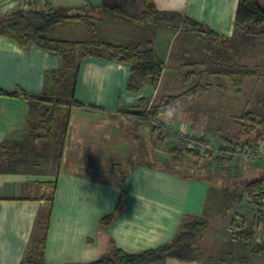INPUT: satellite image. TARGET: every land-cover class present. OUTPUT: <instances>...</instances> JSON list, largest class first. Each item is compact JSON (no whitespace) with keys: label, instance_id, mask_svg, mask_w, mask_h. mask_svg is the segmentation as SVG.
Here are the masks:
<instances>
[{"label":"crops","instance_id":"0c3cea01","mask_svg":"<svg viewBox=\"0 0 264 264\" xmlns=\"http://www.w3.org/2000/svg\"><path fill=\"white\" fill-rule=\"evenodd\" d=\"M238 1L153 0L157 10L180 12L228 37L230 50L235 53L232 38L244 32L234 24ZM144 8L145 0H0V15L17 9L94 14L93 29L81 21L59 23L47 35L128 46L151 40L165 64L156 88L148 85L147 91L145 87L133 94L126 89L128 63L108 55L83 58L73 80V96L84 107H73L68 122L60 117L52 136L38 137L40 130L36 127L42 115L52 108L47 101L0 93V264L34 259L30 248L37 234L38 213L44 205L36 198L38 182L55 179L57 187L43 253L45 264L89 262L110 250V244L127 252L157 248L176 236L189 214L207 220L195 244L197 259L171 258L156 264H264V225L249 202L251 197L243 196L235 203V209L227 205L230 210L215 216L218 196L212 194L210 182L203 177L182 175L162 163L159 140L154 142L159 163L139 161L125 168L119 164L101 168L89 162L96 160L94 151L87 158L89 161L75 158V147L87 144L98 148L106 131L109 135L122 131L127 137L132 131L129 119L137 120L119 109L137 105L141 97L153 101L167 68L200 65L207 58L208 45L214 48L209 40L186 27L170 28L136 19ZM72 25L77 26L73 29ZM223 48L230 55L228 46ZM237 57L240 59L238 54ZM61 65L59 55L35 43L24 48L13 38L0 34V90L22 88L45 98L47 72ZM102 117L109 125L98 123ZM58 134L62 149L57 164L64 161L66 167H29L38 165V158L48 162L54 156L47 143L40 149L39 140L52 141ZM155 137L158 138L156 133ZM98 153H102L101 149ZM107 157L115 162L116 157L131 162L127 153L118 154V150L111 149ZM122 195L114 219L102 224V218L115 210Z\"/></svg>","mask_w":264,"mask_h":264},{"label":"trees","instance_id":"16d2710c","mask_svg":"<svg viewBox=\"0 0 264 264\" xmlns=\"http://www.w3.org/2000/svg\"><path fill=\"white\" fill-rule=\"evenodd\" d=\"M262 0H239L234 19L235 26L250 35H264V5ZM94 16L81 13H68L58 9L50 12L37 10L17 9L9 14L0 15V34L13 38L22 47L27 48L31 43H35L41 48L51 53L59 55L64 60V65L58 69L47 72V77H52L53 85L50 94L43 98L41 95H31L22 88H16L11 92L2 91L0 93L21 96L27 100L47 101L51 105V109L43 114L37 124L40 130L38 137L53 135L54 127L62 117L66 122L69 120V113L73 107H84V104L74 99V81L72 87L68 91V98L57 97V88L72 72L73 80H76L80 61L89 56L104 58L105 56L92 52L91 47L96 45L108 51V58L118 60L120 62L130 63L131 72L127 81V89L130 92L138 93L147 83L155 86L159 83V79L164 70V61L158 55L154 43L146 40L135 46L111 43L106 41L87 39V40H69L51 38L47 34L52 26L59 23L85 22L90 29L94 26ZM138 20L151 22L156 25H165L167 27L178 28L186 27L194 31L200 38L207 39L217 43V40L223 41L228 46L231 55V61L213 63L207 67H196L185 74L184 80L189 82L194 75L201 76L207 74L224 75L230 79L238 93L242 90L243 78L249 75H256L260 66L245 64L237 57V54L230 50L228 37L221 36L208 26L195 19L183 16L177 11H161L157 10L153 0H145L144 10L137 16ZM222 47V46H221ZM71 53V54H70ZM73 55V56H70ZM71 59V61H70ZM77 65L74 66V62ZM193 65V64H185ZM206 86L198 82L186 90L185 94L195 96L199 92H205ZM42 98H41V97ZM180 95H168L164 99L163 105H152L149 99L142 97L139 104L135 107L120 108L119 111L125 115L131 116L137 121H147L154 123L158 120L159 113L163 106L171 104ZM242 126H244L245 137L241 141L234 142L225 139L226 146L224 150L236 151L239 147H250L264 140L263 120L259 119L255 113L246 111L239 116ZM259 119V120H258ZM42 129H41V128ZM36 131V130H35ZM174 158H183L184 152L190 154H198L194 149L174 148L172 149ZM57 180L39 181L38 192L36 198L43 202V206L38 213L36 220L37 231L41 230V237L32 239V247L30 248L31 258L22 261L21 264H45L43 262V253L45 239L49 227L52 204L54 201ZM264 194V173L260 176L248 179L242 186L241 191L234 193L231 201L240 202L242 197L262 196ZM123 195L118 200L116 208L110 214L104 216L101 220L102 224H107L115 217L116 211L122 203ZM207 220L198 217L186 215L183 219L180 230L176 236L169 242L153 249H147L139 252H127L115 247V254H102L100 257L85 263H67V264H154L162 263L168 257H176L181 260L194 259V250L197 238L202 230L206 227ZM66 264V263H65Z\"/></svg>","mask_w":264,"mask_h":264},{"label":"rangeland","instance_id":"374dc122","mask_svg":"<svg viewBox=\"0 0 264 264\" xmlns=\"http://www.w3.org/2000/svg\"><path fill=\"white\" fill-rule=\"evenodd\" d=\"M261 3L264 5V0H262ZM86 14L94 16V21L96 20L94 14ZM76 26L77 25H72L71 28L74 29ZM240 34L241 36H236L235 38H232L231 41L236 53L244 63L261 66L256 75H249L243 78V85L240 93L236 91V88L230 79L224 75L205 73L201 76L194 75L189 82L184 80L185 74L190 70H194L196 67H207L213 63L221 61L228 63L231 61L227 50L223 48V41L217 40V43L210 41L214 48L211 49L210 45H208V49H206L207 58L202 64L167 68L161 88L156 94V98L151 102L149 101L152 105H164L167 100L165 101L163 96L180 95L177 99L172 101L171 104H179L182 102L185 106L187 116L185 119L176 121L175 123H188L192 126L193 132L195 133L201 131L212 133L214 135V146L212 150L207 152V154L201 153L199 150L195 149L198 154L184 152L182 159H176L174 158L172 149L185 147L183 142L177 146L168 143L169 135L172 134L170 128L173 130V127L169 124L163 123L159 119L155 120L154 123H149L147 121L137 122L129 119L132 131H130L127 137L126 135H123L122 131L117 135H114V133L109 135L110 133L106 131V133H103L102 135L101 146L98 148L87 144H81L79 147H75V158L89 161L87 158H90L92 156L91 151H94L93 154L96 156L93 157L96 158V160H90L89 162H92L95 166L101 168L116 167V164H119L120 166L122 165V167L125 168L127 165L130 166L131 163L139 161L159 163L154 154V142L156 144L159 140L161 144L160 154L163 157L162 163H165L167 166L182 175L199 176L210 182L212 194L214 195L215 193L218 196L217 203H219V210L215 216H222V214L229 209L226 208L227 205H232L231 209H235V202L231 201L232 198L229 201L230 196L241 191L243 184L248 179L260 176L264 173V158L247 155V147H239L236 150V153H234V151L224 150L226 146L225 139L237 142L245 137V129L239 119V116L244 112L249 111L255 113L259 119L264 121V35H249L244 32ZM66 36L73 37L72 34H67ZM88 37L90 36L88 35ZM229 43L230 41H228V44ZM91 50L99 55L107 56L110 54V51L96 45L92 46ZM128 64L131 72L132 65L130 63ZM63 65L64 60H62L61 67ZM76 65L77 61L74 62V66ZM73 75L74 73L72 69V72L58 86L57 97H69L68 91L72 87ZM198 82L206 86L207 90L205 92H199L195 96L185 94L186 90ZM52 85V77H47L46 92L49 94ZM148 85L154 88L157 87L152 83H147L141 88L140 92L143 91L145 87H147V89H145L147 91ZM104 121L105 118L102 117V121H99L98 123L109 125V123H105ZM262 124V130L264 131V122ZM106 129H108V127ZM154 133L158 135V138L155 137V139H153ZM46 143L50 145L49 151L54 156H52L48 162L45 159L41 160L38 158L36 162L39 164L29 167H34L36 169L46 167V170L53 168V166L56 167V165H60L62 168L66 167L64 161L57 164V161H59L57 155L62 149L60 134H58L57 139L52 141L47 142L40 139V149L42 148L41 146ZM35 146H37V144H35ZM100 149L102 152L101 154L98 153ZM111 149L113 152L118 150V154L124 152L127 153L129 155L128 158H131V162L120 161L119 157H116L118 158L117 162H115L114 159H108L107 155L111 153ZM30 150L32 149H29L28 151ZM249 202L251 205L253 204L254 209L258 212L255 202ZM41 234V230H38L36 237L40 238ZM109 249L110 250L105 253L114 255L116 252L115 247L110 244ZM196 250L197 248H195L193 253L194 259L181 260L176 257H168L166 260L171 258L181 261L196 260L198 257V252Z\"/></svg>","mask_w":264,"mask_h":264},{"label":"built area","instance_id":"2783aa9c","mask_svg":"<svg viewBox=\"0 0 264 264\" xmlns=\"http://www.w3.org/2000/svg\"><path fill=\"white\" fill-rule=\"evenodd\" d=\"M172 128L171 133L168 138L169 144H173L174 146H177L179 144H184L185 148L189 149H197L201 153H206L209 150L213 149L214 146V135L212 133H206L204 131H201L199 133L193 132L192 126L188 123H177V125L173 126L172 124H169ZM247 155L249 156H257L264 158V140L259 142L258 144H254L247 148ZM236 153V151H234ZM251 201L255 202L259 219L262 225H264V194L262 196L253 197L250 196Z\"/></svg>","mask_w":264,"mask_h":264},{"label":"clouds","instance_id":"9594fccd","mask_svg":"<svg viewBox=\"0 0 264 264\" xmlns=\"http://www.w3.org/2000/svg\"><path fill=\"white\" fill-rule=\"evenodd\" d=\"M186 116L185 106L181 102L179 104H168L163 106L158 118L165 124H172L176 121L185 119Z\"/></svg>","mask_w":264,"mask_h":264}]
</instances>
